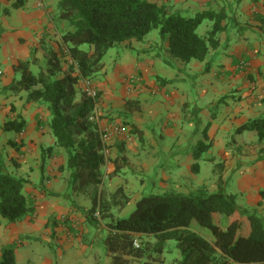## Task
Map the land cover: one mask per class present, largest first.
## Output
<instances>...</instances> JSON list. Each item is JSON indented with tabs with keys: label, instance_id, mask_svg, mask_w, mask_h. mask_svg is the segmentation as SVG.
Here are the masks:
<instances>
[{
	"label": "crops",
	"instance_id": "obj_1",
	"mask_svg": "<svg viewBox=\"0 0 264 264\" xmlns=\"http://www.w3.org/2000/svg\"><path fill=\"white\" fill-rule=\"evenodd\" d=\"M37 1H41L43 5L46 4L48 8L43 9L36 5L31 11L27 0H0L4 12L3 22H0V152L3 156L9 154L11 159H15L18 163V167L25 166L30 169L26 177L29 179L31 189H28L27 192L28 196H33L36 201L34 214L23 221L10 224L4 221L2 223L0 220V260L3 247L15 246L19 248V250H15L16 264L24 255L30 256V251L25 246L30 239H34L36 231L44 230L51 233L49 224L56 215L60 217L61 222L60 224L54 223V232L61 233L65 238V243H63V246H66L65 249L77 243L74 241L80 237V233H88L80 213L84 214L86 220L89 210L82 211L80 205H77L75 201L72 204H70L72 201H65L70 198L69 196H65L63 200L60 198L68 187L66 173L60 171V168L65 166L64 151L61 149L57 154L54 149L52 155L43 158L42 149L54 148L55 144L49 128L51 117L46 104L28 103L26 92L13 94L5 91V88L18 79L14 72L15 66L32 58L42 59V55L36 52L42 43L56 51L62 50L64 48L62 37L72 30L68 21L61 20L59 22L57 18L60 0ZM148 1L165 6L168 11L175 13L171 11L172 7L180 1L196 4L205 0ZM230 1L207 0L208 5L212 4V9L201 12L222 14L225 18L222 22L224 31L219 35L220 46L218 49L211 50L205 61H197L198 64L192 66L196 72L203 74L207 72L206 76L211 74L209 79H215L216 82L215 85H211V88L202 89L197 94L199 106L196 108V113L198 109L197 115L207 114L206 110L204 111V103L205 100H210L208 98H211V104L216 103V99L213 100L214 97L219 99L218 102H224L227 99L224 105L226 118L221 121L211 118L209 125L204 128L205 139L211 142L210 146H219L217 152L220 155L221 163L216 166V169L220 171L222 183L236 180L240 188L238 194H241L247 204L260 210L264 209L262 197L264 191V141L259 139L255 131L238 133L237 130L252 120L264 118V0H234L241 4V7H238L240 11L236 12L231 10L234 8L233 5H228ZM17 2L20 4L19 7L14 6ZM13 7L16 9H12ZM213 24L210 21L209 30ZM237 30L253 32L257 37L255 45H251L249 39L244 36L237 38L235 35ZM219 52H222L223 60L217 58ZM242 62L248 64L244 69L240 67ZM163 64L167 65L168 62L160 52L148 50L146 46H142L136 59L131 56L129 64L118 67L114 73H110L107 66L103 64L102 70L96 74L100 78L90 79L91 84L101 94L100 126L113 133L108 142L109 161L103 168L105 190L106 180H113L114 176L120 174L126 167H131L134 170L140 167L143 170L150 169L147 161L144 162L140 157V147L145 145L148 134L145 129L147 125L142 122L145 121L146 124V120L152 119L159 110L149 111L148 109L149 113L144 114L139 111L140 108L135 109L134 107L138 103L141 105L144 103L143 107L149 108L150 105L146 99L149 90L156 89L164 92L166 86L176 82L174 78L168 77L170 75H167ZM131 77H138L141 84L129 89L127 79ZM79 87L83 88L82 82ZM172 93L170 98L166 96L164 100L173 107L176 105L175 101L176 98H179V93L178 91ZM237 96L238 100H236ZM186 100L162 122L160 132L162 138L167 137L175 140L173 148L186 144L192 135L200 132L198 127L196 130L189 127L193 125L194 115L189 113V110H192L191 102ZM18 115L25 119L26 131L21 134L11 132L13 138L3 139L2 136L6 133L3 130L5 123ZM118 126L124 128L123 135L114 134V130ZM153 126L155 123H152L151 127ZM11 141H16L19 144V150L10 145ZM192 143L193 139L188 147H181L172 154L180 155L190 152L192 155L190 157L197 161L200 153L192 149L193 145L190 148ZM129 152L134 155L133 159H136L138 163L132 164L133 160H129L127 156ZM152 155L157 157V154ZM210 160L213 161L215 158ZM32 162H34V167H31ZM196 166H198L196 163L192 165L191 172L199 169V166L195 168ZM116 167L119 168V171L115 173ZM175 175H179L178 170ZM32 176L40 178L41 187L47 184L48 188L41 189L36 186L31 179ZM63 184L66 186L65 190ZM99 218L102 222V215H99ZM104 228H107L110 233L108 225L101 224L97 229Z\"/></svg>",
	"mask_w": 264,
	"mask_h": 264
},
{
	"label": "trees",
	"instance_id": "obj_2",
	"mask_svg": "<svg viewBox=\"0 0 264 264\" xmlns=\"http://www.w3.org/2000/svg\"><path fill=\"white\" fill-rule=\"evenodd\" d=\"M14 6L19 7V2ZM58 8L59 18L69 21L74 28L63 35L64 48L56 51L42 43L36 50L42 59L32 58L15 66L18 79L5 91L26 92L28 103L46 104L56 146L67 154V165L60 171H69L72 192L92 200L87 220L99 228L98 213L110 215L112 219L108 224L110 233L104 240L107 253L112 256L111 264H133L148 255H161L171 240L177 243L181 255L175 264H264V218L250 217L259 235V239H250L239 235L238 219L227 230L215 225L206 207L207 203L215 202L223 212L235 215L240 208L232 195L145 196L137 202L129 218L114 219L110 214L112 208L124 209L129 199L122 187L111 200L106 198L103 168L109 159L101 127L91 121L96 101L79 87L81 81L92 79L102 70V61L110 49L133 40L141 42L155 29L168 42L173 58L184 63L203 62L211 50L220 46L224 15L204 12L186 18L148 0H60ZM206 20L214 24L205 36L199 35L198 29ZM84 45L90 47L89 51L80 49ZM66 56L72 61L69 66ZM26 128L25 119L18 115L7 121L3 130L21 134ZM245 131L257 132L264 141V118L252 120L237 130L238 133ZM10 145L20 148L16 141ZM53 151V147L42 149L43 158ZM118 171L116 167L115 173ZM27 184L28 180L9 172L0 152V217L10 224L23 221L36 210L34 198L24 194ZM262 196L264 199V193ZM194 220L212 231L214 242L190 229ZM143 237H152L156 242H140L136 248L134 242ZM0 264H16L13 248H3Z\"/></svg>",
	"mask_w": 264,
	"mask_h": 264
},
{
	"label": "rangeland",
	"instance_id": "obj_3",
	"mask_svg": "<svg viewBox=\"0 0 264 264\" xmlns=\"http://www.w3.org/2000/svg\"><path fill=\"white\" fill-rule=\"evenodd\" d=\"M206 1L207 0L203 1L204 3L202 2L196 4L193 2L190 3L180 1L172 7L171 11L180 14L182 13L186 18H194L197 14L203 11H210L212 9V4L208 5ZM27 2L31 11L38 3L37 0H27ZM228 5L234 6V8H231L234 12L237 10L240 11V8L238 7H241V4L239 2L231 0ZM44 8H48V6L45 4L43 6V9ZM12 9L16 8L13 7ZM227 13L229 14V11ZM3 15V8H1L0 4V22H3ZM57 18L59 19V22H61L59 15H57ZM70 25L72 27L71 31H74L71 23ZM208 26H210V21L206 20L198 29V34L205 36L209 30ZM235 35L237 38L244 36L249 39L251 45H255V39L257 37L253 32L237 30ZM142 46H146L148 50H156L164 56L168 64H163L162 66L166 69L167 75H170L168 77L174 78L176 82H174L173 85L169 84L166 86L164 88V92L156 89L149 90L146 94L148 105H150L149 108L146 107L145 109L143 107L144 103L142 105L138 103L134 107L135 109L140 108L139 111L144 112V114L149 113L151 110H159L157 114H154L152 119L146 120V124L145 121L142 122L144 125H147L145 129L148 131V134L145 145L140 144V157L144 162L147 161L150 169L143 170L140 167L137 170H134L131 167H126L122 170V172H120V174H116L113 180H106V191H104V193L108 200H111L112 196H114L117 190L121 187L124 189L125 194L129 199V204L124 209L117 210L113 207L110 214L113 215L114 219L129 218L131 213L136 208L137 201L142 197L151 195L180 194L201 196L204 194L205 196H211L214 194H234L237 198L236 203L240 208L235 215L223 212L218 203L211 202L206 204V207L212 214L214 224L224 230H227L232 225L233 221L238 219L241 224V228L238 232L240 236L250 239H259L258 230L256 229L253 221L250 220V217L258 215L261 219L264 218V209L258 210L244 201L241 194H238L240 188L236 180L222 183L220 171L219 169H216V166L221 163L220 155L217 152L219 146H210L211 142L205 139L204 135V128L209 125V122H211L212 119L217 118L221 121L226 118L224 105L227 99L224 102H218L219 99L214 97L213 100L216 99V103L211 104L212 100L211 98H208L210 100H205L204 103V111L206 110L207 114L197 115L198 109L196 113V108L199 106V101L196 98L197 94H199L202 89H208L211 88V85H215V79H209L211 74L206 76L205 74L207 72L203 74L202 72H196L193 70L192 66L198 64L197 61L184 63L181 60L173 58L169 53L167 41H163L161 39L159 29H155L150 32L141 42L133 40L131 42L114 46L106 53L102 63L107 66L110 73H114L118 67L129 64L131 56L136 59L138 51ZM89 48L90 47L88 45H84L80 49L82 51H89ZM222 57V52H219L217 58L219 60H223ZM146 58H149V56H146ZM94 78L96 80L97 78H100V76L94 75ZM119 87L121 88L120 85ZM175 91H178L179 98H176V105L172 107L164 100V97L168 96V98H170V96L173 95L172 92ZM186 99L191 102L192 110L190 109L191 112L189 110V113L194 115L192 120L193 125L189 127L194 130L198 127L200 128V132L192 135L191 139L186 144L177 145V147L173 148V143H176L175 140L167 137L162 138V134L160 133L162 122L165 118L170 116L174 110L178 109V106L181 105L182 102H186ZM236 100H238V96L236 97ZM152 123H155V126L151 127ZM2 138L11 139L13 136L11 135V132H6ZM136 138L139 140L138 136H136ZM192 139L193 143L190 144V148L193 145L192 149L201 153L199 154V159L197 161L190 157L192 156L190 155V152L180 155L172 154L173 152H177V149L181 147H188ZM205 144H207V146L209 145L208 148H203ZM54 149L55 152L59 154L61 148L56 146V140ZM64 153L66 155L64 156L66 167L67 154L65 151ZM152 154H157V157H154ZM127 156L129 160H133L132 164L138 163L136 159H133L134 155L131 152H129ZM213 157L215 160L211 161L210 159H213ZM4 160L10 173L18 178H27L26 174H29L30 172L28 167L23 166L20 168L16 166L14 164L15 159H11L9 154L4 155ZM195 163L198 164L199 169L197 171L192 170L191 172L192 165ZM16 164L18 165V163ZM32 164L33 165H31V167H34V162H32ZM177 170L179 173L178 176L175 175ZM63 172L66 173L65 177L67 179L68 187L66 189L67 193L61 190L64 192V195L60 198L63 200L65 196H69L70 198L65 201H72L70 204L75 201L77 205H80L82 211L90 210L92 208V200L86 195L72 192L69 187L70 173L68 170ZM31 179L39 188H48L47 184L44 187H41L42 184L40 178L32 176ZM26 180H28V184L25 186L24 194L28 196L27 190L31 189V185L29 179L27 178ZM62 186L65 190V184ZM262 193H264V191ZM31 194L33 195V193ZM48 197H50V195H48ZM102 215L103 218L101 224L103 226L111 223L112 219L110 215L104 213ZM80 216L83 217V223L85 221L88 233H80V237L74 241L77 243H74L72 246L65 249L66 246H63L65 238L62 237L61 233H57L56 231L54 232V223L57 222L60 224L61 222L60 217L56 215L49 224L51 233L45 232L44 230L36 231L33 237L34 239H30L28 244L25 246L28 247L27 250L30 251V256L24 255L21 260H18L19 262L17 264H111L112 256L107 253L106 247L103 244L104 238L109 234L108 229L104 228L98 230L92 226L87 219L85 220V216L82 212L80 213ZM0 220L2 223L3 221L8 223L7 220L1 217ZM190 229L200 234L210 242H214L212 231L209 228L202 226L197 220L192 222ZM140 242L155 244L156 241L152 237H143L139 243ZM10 248H13L16 251L19 250V248H16L15 246H11ZM180 258L181 255L179 249L177 248V243L171 240L167 242L161 255H148L141 260L133 261V264H175V261Z\"/></svg>",
	"mask_w": 264,
	"mask_h": 264
},
{
	"label": "built area",
	"instance_id": "obj_4",
	"mask_svg": "<svg viewBox=\"0 0 264 264\" xmlns=\"http://www.w3.org/2000/svg\"><path fill=\"white\" fill-rule=\"evenodd\" d=\"M37 6L39 8H43L44 5L40 1V2L37 3ZM65 53L67 54L66 50H65ZM66 59L69 62V65H70L72 63L70 57L66 56ZM247 66H248V64H246L245 62H242L240 64V67L242 69H244V67H247ZM81 82H82L83 90L85 91V93L89 97H91L92 99H94L96 101L94 117L91 118V121H96L100 125L99 118L101 116V96L99 95V91L96 88H94V86L91 84L90 80H84V81H81ZM127 83H128L127 84L128 88L131 89V88L141 84V80L138 77H131V78L127 79ZM101 131H102V135H103V142H104V144L106 146L105 154L108 157V154H109L108 142L110 141L113 133L109 132L108 129L104 130V129L101 128ZM114 134L123 135L124 134V128H122L120 126L116 127L115 130H114ZM97 216L99 217V213L97 214ZM134 245H135L136 248L139 247V241L136 240L134 242Z\"/></svg>",
	"mask_w": 264,
	"mask_h": 264
}]
</instances>
